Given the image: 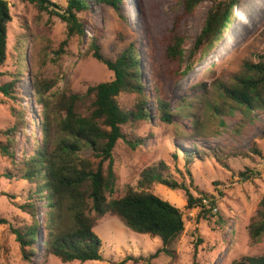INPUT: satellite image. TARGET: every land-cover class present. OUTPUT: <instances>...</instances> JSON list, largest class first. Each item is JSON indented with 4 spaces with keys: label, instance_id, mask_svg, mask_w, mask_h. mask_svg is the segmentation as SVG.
Returning <instances> with one entry per match:
<instances>
[{
    "label": "rangeland",
    "instance_id": "obj_1",
    "mask_svg": "<svg viewBox=\"0 0 264 264\" xmlns=\"http://www.w3.org/2000/svg\"><path fill=\"white\" fill-rule=\"evenodd\" d=\"M7 1L11 21L7 25L6 61L0 70V84L12 80L24 61L33 65L42 78L62 75L54 90L81 96L87 87L112 79L111 72L86 55L90 38L88 28L82 38L68 40L65 54L57 61L53 52L66 37L65 24L45 13L38 15L33 6L23 0ZM50 1L65 7L67 0ZM178 1L124 0L120 11L123 19L111 7H104L102 11L92 7L90 14H77L89 25L100 27L104 56L114 58L129 44H133L140 55L143 92L148 100L146 107L150 121H138L123 127L128 138H141L144 144L132 150L123 140L117 141L112 151L116 176L113 197H122L128 187L136 188L141 171L163 161L170 176L178 182L184 180L194 197L205 195L215 203V212L201 218L198 208L186 209L184 194L154 184L153 194L180 210L183 232L170 247L172 257L159 252L149 262L137 260L124 264H191L194 252L197 264H231L242 257L264 255V235L253 243L248 234V227L255 219L264 195V111L254 110L246 114L235 109L221 115L222 126L217 122L212 125L207 111L213 104L212 83L228 82L245 60H256L264 53V0H240L222 38L203 59L198 53L191 54L195 37L211 5L210 2L200 4L186 21L184 29L186 46L182 70L186 75L168 79L157 57V22L154 23L147 11L153 4V11L159 6L171 17L177 10ZM53 61L58 62L62 69L55 67ZM201 85H205V91ZM16 91L22 98L20 105L25 106L26 114L37 119L39 107L34 102L26 69L16 83ZM158 98L167 100L174 113L179 112L182 100L194 102L183 111L181 118L168 125L156 117L154 103ZM117 101L124 110L130 111L135 94H122ZM89 104L90 99L83 97L78 104L79 112L85 115ZM12 106L20 108L0 96V142H11V151L18 159L22 149L28 150L25 145L31 142L30 130H34L33 137L37 139L39 130L36 124L27 123L25 132L18 131L7 137L3 132L15 123ZM200 126H206L208 131L201 133ZM89 153L85 155L96 164L99 160L90 157ZM185 153L191 154L188 164L192 179L190 186L189 176L184 171ZM103 166L106 167L107 162ZM12 168L10 158L0 153V218L18 228L31 223L29 215L18 208L26 201L31 188L25 181L5 178L4 174ZM240 173L248 175V179L241 177ZM42 204H37L39 222L44 212ZM8 224L0 225L1 264H63L52 256L44 260L40 242L36 244L32 262H25ZM93 231L101 240L102 259L68 264H120L128 256L135 260L148 258L162 247L158 238L131 232L111 213L95 219Z\"/></svg>",
    "mask_w": 264,
    "mask_h": 264
},
{
    "label": "trees",
    "instance_id": "obj_2",
    "mask_svg": "<svg viewBox=\"0 0 264 264\" xmlns=\"http://www.w3.org/2000/svg\"><path fill=\"white\" fill-rule=\"evenodd\" d=\"M23 1L31 4L38 15L45 13L49 18L56 17L65 24L66 37L53 52L57 61L65 54L64 48L68 40L72 37L82 38L88 28L90 38L86 55L100 63L113 77L109 81L87 87L85 94L81 96L54 90L62 75L42 78L33 65L24 61L20 69L13 74L12 80L0 84V96L20 107L10 108L15 123L3 133L10 137L14 136L15 132H25L27 123L36 124L39 130L38 139L33 137L34 130H30L31 142L25 145L28 150L22 149L18 159L11 151V142H0V153L10 158L13 167L12 171L4 174L5 178L25 181L31 188L26 201L18 206L22 212L29 215L31 223L14 228L0 218V225H9L22 259L27 263L32 262L38 242L44 260L52 256L63 264L100 261L101 240L93 228L95 219L107 213L116 216L131 232L158 238L162 244V247L148 258L135 260L128 256L120 264L128 261L135 263L137 260L149 262V259L157 256L159 252L172 257L170 247L184 229L182 214L175 206L153 194L152 186L158 184L184 194L186 209L198 208V216L201 218L212 215L215 203L205 195L194 197L184 180L178 182L170 176L163 161L143 169L136 188L128 187L122 197H113L116 176L112 151L117 141L123 140L132 150L144 144L141 138H128L123 127L138 121H150L146 107L148 100L143 92L140 55L135 46L129 44L114 58L104 56L100 45V27L97 24L89 25L77 14H90L92 7L101 11L104 7H111L118 17L123 19L120 11L124 0H67L65 7L50 0ZM239 1L179 0L177 10L171 17L159 6L153 11L154 5L151 6L148 2L152 9L148 8L147 13L154 23L157 22L158 61L168 79L186 75L182 70L186 46L184 29L186 21L197 7L205 2L211 3L202 28L195 37L191 53H198L203 59L209 56L214 45L222 38ZM10 21L8 1L0 0V70L6 61L7 25ZM53 63L55 67L62 69L58 62ZM25 69L29 73L34 102L39 107L36 121L26 114L25 106L20 105L22 98L16 91V83ZM212 84L213 104L207 108L212 125L217 122L222 126L221 115L231 113L235 109L246 114L254 110L264 111V53L257 56L256 60H245L240 70L233 74L228 82ZM204 86H200L202 91H205ZM122 94H135V102L130 111L124 110L117 101ZM83 97L90 99L85 115L78 110V104L82 102ZM192 102L194 101L182 100L179 112L174 113L171 112L167 100L158 98L154 103L156 117L163 124H174L175 119L181 118L183 111ZM200 130L205 133L208 128L200 126ZM86 152H90V157L99 161L94 164L89 156L85 155ZM184 156V171L189 176L190 186L192 179L188 164L191 154L185 153ZM105 162L106 167L103 166ZM239 175L248 179V175L244 173ZM250 175L254 176L252 173ZM203 200L207 201V205L203 204ZM38 202H43L41 222L37 220ZM248 234L253 243L264 235V195L260 200L257 215L248 227ZM191 264H197L196 252ZM231 264H264V255L242 257Z\"/></svg>",
    "mask_w": 264,
    "mask_h": 264
},
{
    "label": "built area",
    "instance_id": "obj_3",
    "mask_svg": "<svg viewBox=\"0 0 264 264\" xmlns=\"http://www.w3.org/2000/svg\"><path fill=\"white\" fill-rule=\"evenodd\" d=\"M203 204L204 205H207V201L206 200H203ZM212 212H215V209H213Z\"/></svg>",
    "mask_w": 264,
    "mask_h": 264
}]
</instances>
